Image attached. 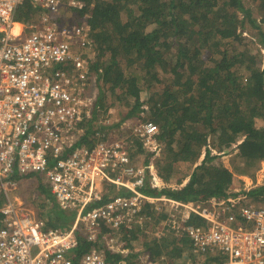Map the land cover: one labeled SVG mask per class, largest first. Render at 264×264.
<instances>
[{"label": "built area", "instance_id": "built-area-1", "mask_svg": "<svg viewBox=\"0 0 264 264\" xmlns=\"http://www.w3.org/2000/svg\"><path fill=\"white\" fill-rule=\"evenodd\" d=\"M27 2L37 17L18 23ZM90 6L0 0V264H164L169 238L189 241L187 264H264V206L239 197L184 203L143 193L166 187L153 162L132 159L137 143L160 150L154 121L125 123L126 138L101 135L93 146H76L95 109L88 92L101 76L92 70L98 52ZM72 14L81 21L71 23ZM17 23L21 31L14 34ZM36 175L74 215L67 229L47 227L10 196L20 184L16 176ZM113 190L127 195L104 202ZM81 237L100 247L78 255Z\"/></svg>", "mask_w": 264, "mask_h": 264}, {"label": "trees", "instance_id": "trees-1", "mask_svg": "<svg viewBox=\"0 0 264 264\" xmlns=\"http://www.w3.org/2000/svg\"><path fill=\"white\" fill-rule=\"evenodd\" d=\"M248 1L254 8L243 0H87L92 5L87 22L98 52L92 70H101L107 87L98 106L110 93L126 106L133 98L124 119L139 111L148 113L165 145L161 157L147 151L146 165L153 162L166 184L180 167L190 172L186 183L181 179L175 188L146 187L142 190L146 195L184 203L244 196L243 204L264 206V185L231 192L234 173L213 164L215 157L237 151L244 163L237 173L247 176L264 162V127L256 124L264 121V0ZM36 17L37 11L27 2L16 22H34ZM247 32L254 41L243 36ZM106 53L110 58L103 60ZM143 91L149 93L145 103ZM145 105L147 109H142ZM84 126L76 146H93L106 129L98 123L97 109ZM136 149L145 148L137 143ZM39 192L52 196L46 185H39ZM116 195L127 193L113 190L104 202ZM68 216L49 218L46 226L54 223V228L67 229L74 220L72 213ZM94 247L100 246L81 237L78 255ZM182 253L173 248L169 255L177 258Z\"/></svg>", "mask_w": 264, "mask_h": 264}, {"label": "rangeland", "instance_id": "rangeland-1", "mask_svg": "<svg viewBox=\"0 0 264 264\" xmlns=\"http://www.w3.org/2000/svg\"><path fill=\"white\" fill-rule=\"evenodd\" d=\"M244 4L248 8H254L252 4L248 0H243ZM90 13H91V6ZM89 13V15H90ZM75 16V18H71V23H78L81 20L76 17L75 14H72ZM254 15L256 18H259L258 14L254 12ZM83 19V18H82ZM264 29V25L262 26ZM19 31L21 30V25L18 24L17 27ZM243 36L249 40H255L253 38V35L251 32L244 33ZM110 58V53H106L103 55V60H106ZM126 61L124 59L121 60V64L125 65ZM262 64L261 62H259ZM95 72V71H94ZM161 74V73H160ZM102 76H98L96 74V81L93 84V89L89 91L88 93L90 95L94 94L95 98V109L98 110V123L101 126L106 127V129L101 132V140L103 137L106 139L108 138H126L129 135V132L125 131V123L133 124L138 123L146 120L152 121L154 118L149 116L146 112H138L135 117L132 118H125L126 114L130 112L131 106L134 103V99L130 97V106H126L121 102H116L113 95L110 93L108 98L105 100V103H102L98 106V97L100 94H103L107 91L106 84L102 80H100ZM149 93L147 91H143L141 94V102L145 103L148 101ZM102 106V108H100ZM107 107V113L105 112V107ZM147 109V106L145 105L142 107V109ZM257 127H264V121L258 120L257 121ZM160 142V150L156 153L158 157H161L163 154L162 150L165 148V145L163 142ZM204 151V150H203ZM213 154H216L214 151ZM148 154L147 151L141 150V149H134L132 150V159L136 165H145L147 162ZM204 159V153L202 154L200 161ZM154 161V158L151 159V161ZM213 164L216 166H222L224 168L229 169L232 171L235 175V180L231 186V192H240V191H249L251 189L260 187L264 185V162L259 164L258 169H255L251 171L250 174L246 175H240L237 173L236 168H242L244 163L243 161L238 157L237 151L232 152L228 155H223L219 157H215V160L213 161ZM195 166H193L194 169ZM180 173H176L174 176H172L170 183H167V187H178L177 182L179 180H184V183L187 182L188 175L190 174L189 171H186L183 167L179 168ZM185 175V177H184ZM39 185H44L43 178H40L39 176H31L27 179H24L21 181V183L18 186L17 192L21 199H23L22 202H24L26 205L24 208L29 211L30 214H32L36 219H44L47 220V216L50 213L49 218H52L50 221H52L55 216L56 218L62 217L65 215L69 218V213L61 209L56 202L55 198L53 196L50 197V200L48 201L47 198L44 200V195L40 194L39 192ZM239 198L245 199L244 196H241ZM48 218V220H49ZM55 221V220H53ZM50 226V225H49ZM53 226H56L53 223ZM51 226V228H54ZM59 228L61 226H58ZM62 229V228H61ZM176 239L169 238L163 246V253L166 256V260L164 261V264H187V261L193 260V257L190 252L189 242L186 239H182L179 243L175 242ZM133 244V243H132ZM140 241H138V245H140ZM173 248L180 249L183 251L181 256L177 258H172L171 250ZM133 259V257H130ZM130 259V260H131ZM134 260V259H133Z\"/></svg>", "mask_w": 264, "mask_h": 264}, {"label": "crops", "instance_id": "crops-1", "mask_svg": "<svg viewBox=\"0 0 264 264\" xmlns=\"http://www.w3.org/2000/svg\"><path fill=\"white\" fill-rule=\"evenodd\" d=\"M71 22V21H70ZM21 25V24H20ZM27 178H29V177H24V178H18L17 176L14 178L16 181L18 180V181H20V183H21V181L22 180H24V179H27ZM48 187V186H47ZM49 188V187H48ZM49 191H50V188H49ZM51 192V191H50ZM41 194V193H40ZM14 200H17L19 203H22L24 206L26 205L24 202H22L23 201V199H21L20 198V196L18 195V192H17V190L14 192V193H11V195H10ZM53 196V195H52ZM46 198H47V200L49 201L50 199L47 197V196H45L44 197V200H46ZM0 199H2V200H4V196L0 193ZM5 201V200H4ZM4 201H3V203H4ZM2 203V204H3ZM1 204V205H2ZM49 216H50V213L48 214V216H47V222H48V218H49ZM39 220H42V219H39ZM42 221H44L45 222V224L47 223L44 219L42 220ZM175 241H177V240H175ZM189 242V241H188ZM189 247H190V244H189Z\"/></svg>", "mask_w": 264, "mask_h": 264}, {"label": "bare ground", "instance_id": "bare-ground-1", "mask_svg": "<svg viewBox=\"0 0 264 264\" xmlns=\"http://www.w3.org/2000/svg\"><path fill=\"white\" fill-rule=\"evenodd\" d=\"M17 25H18V23L17 24H15V26H14V29H13V33L14 34H17V33H20V31H19V29L18 28H16L17 27Z\"/></svg>", "mask_w": 264, "mask_h": 264}]
</instances>
